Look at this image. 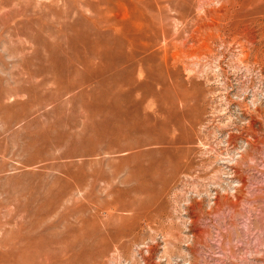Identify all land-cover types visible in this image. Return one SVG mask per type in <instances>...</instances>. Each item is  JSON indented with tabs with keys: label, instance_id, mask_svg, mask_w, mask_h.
<instances>
[{
	"label": "rangeland",
	"instance_id": "1",
	"mask_svg": "<svg viewBox=\"0 0 264 264\" xmlns=\"http://www.w3.org/2000/svg\"><path fill=\"white\" fill-rule=\"evenodd\" d=\"M0 264H264V0H0Z\"/></svg>",
	"mask_w": 264,
	"mask_h": 264
}]
</instances>
